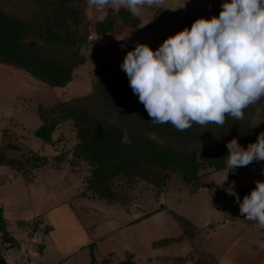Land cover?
Segmentation results:
<instances>
[{
  "label": "trees",
  "instance_id": "trees-1",
  "mask_svg": "<svg viewBox=\"0 0 264 264\" xmlns=\"http://www.w3.org/2000/svg\"><path fill=\"white\" fill-rule=\"evenodd\" d=\"M172 1L165 0V4ZM176 1L183 3V0ZM215 1L184 0V12L164 13V8L153 7L148 29L153 33L159 23L169 21L174 32L179 31L197 18L187 15L186 10L195 11ZM87 9L86 0H0V64L21 70L50 89H56L64 88L72 80L74 69L86 62L85 50L95 49L106 55L108 62L101 68L103 73L91 82L88 93L67 98L58 96L50 106H36L39 123L32 135L41 143L52 144L53 132L62 125L68 126L73 134L68 163L76 164L79 169L85 166L86 170L78 194L121 206L119 189L139 183L149 187L156 201L172 178L178 179L190 194L201 188L219 192L225 183L227 187L242 167L234 171L224 167L225 143L235 137L244 147L264 132V98L244 109L242 119L226 115L223 125L193 123L190 128L178 131L170 123H153L119 67L125 53L133 47L139 17L123 8H109L103 22L93 20L91 30ZM219 9L217 6L214 10L219 12ZM117 24L126 29L127 36L99 47L98 43L111 35ZM125 131L130 140L127 144L121 143ZM63 156L60 152L53 158L59 161ZM47 161L45 155L19 141L12 129L0 131V166H7L31 180L33 171ZM249 165L262 171L264 161ZM217 171H230L223 185L200 181ZM221 193L233 197L224 189ZM236 193L242 198L248 188ZM2 210L0 204V236L7 239V220ZM162 210L169 212L160 203L126 224H136ZM37 217L15 223L21 228L35 229ZM174 219L181 232L151 241V246L165 247L187 240L191 249L184 256L158 257L162 264H184L187 260L192 264H216L217 260L199 242L201 227L180 215ZM108 260L104 258L102 263ZM118 264H132L131 255L127 254Z\"/></svg>",
  "mask_w": 264,
  "mask_h": 264
},
{
  "label": "rangeland",
  "instance_id": "rangeland-1",
  "mask_svg": "<svg viewBox=\"0 0 264 264\" xmlns=\"http://www.w3.org/2000/svg\"><path fill=\"white\" fill-rule=\"evenodd\" d=\"M221 2L216 0L195 11L185 12L189 16L207 18L218 14L214 9L220 7ZM181 4L174 0L164 7L174 8ZM153 7H143L133 42L146 43L155 49L166 36L174 33V28L169 21H163L157 25L155 32H150L148 24L152 21ZM169 8H164L163 12L185 10L183 6ZM98 14L94 9L91 12L87 9L86 17L91 30ZM126 36V29L117 24L113 33L98 46ZM84 52L86 62L74 69L72 80L64 88L50 89L21 70L0 64V131L3 128L12 129L19 141L42 153L48 160L47 164L33 171L31 180L7 166H0V204L9 227H14L16 218L38 216L35 232L31 233V228L28 230L29 236H20L26 241L25 248L27 245L29 248L15 264H103L104 258L109 259L106 264H118L127 254L131 255L132 264H162L158 257L184 256L191 249L187 240L157 248L150 244L151 241L181 232L175 215L188 218L201 227L199 242L216 260L237 239L264 245V229L243 218L233 197L222 195L226 183L222 184L219 192L201 188L197 193L190 194L178 179L172 178L157 201L153 199L149 187L142 183L133 187L124 186L118 191L121 206L108 205L78 194L86 170L85 166L79 169L76 164L68 163L70 148L74 143L69 127H57L52 135V144L41 143L32 132L39 123L37 104L46 107L53 104L58 96L67 98L86 94L90 91L91 82L103 73L101 68L108 62L106 55L95 49ZM60 152L64 154V159L57 161L53 156ZM224 172L210 173L200 181H214L219 185ZM258 180H264L261 169L244 166L233 181L235 191L246 187L249 192ZM160 203L169 212L162 210L136 224H126ZM45 227L49 228L48 232H45ZM40 244L43 251L41 256L37 255L39 250L36 249ZM31 247L34 253L30 252ZM63 251L69 256L65 258ZM184 264L192 262L187 260Z\"/></svg>",
  "mask_w": 264,
  "mask_h": 264
},
{
  "label": "clouds",
  "instance_id": "clouds-1",
  "mask_svg": "<svg viewBox=\"0 0 264 264\" xmlns=\"http://www.w3.org/2000/svg\"><path fill=\"white\" fill-rule=\"evenodd\" d=\"M183 3L169 8L162 7L165 0H86L89 12L99 13L98 22L109 8H123L135 17L144 6L175 9ZM119 67L153 123L183 131L193 123L223 125L226 115L242 119L244 109L264 98V0H222L217 15L195 18L155 49L134 44ZM121 143H130L126 131ZM225 148L224 167L232 171L264 161V132L244 147L233 137ZM254 184L242 198L234 182L224 191L235 198L245 220L264 229V180Z\"/></svg>",
  "mask_w": 264,
  "mask_h": 264
},
{
  "label": "crops",
  "instance_id": "crops-1",
  "mask_svg": "<svg viewBox=\"0 0 264 264\" xmlns=\"http://www.w3.org/2000/svg\"><path fill=\"white\" fill-rule=\"evenodd\" d=\"M2 205V204H1ZM3 208V206H2ZM2 214L5 217L3 210ZM28 219H21L16 218L14 219V227L10 228L9 223L7 222V231L9 238L4 239V237L0 236V264H15L16 261L24 257L25 253H27L29 246L27 245V248H25V239L23 240L21 235H25L24 237L29 236L30 232L34 233L35 229H32V231H28L27 228H21L18 227L15 223L16 220H29ZM49 229L45 232H48ZM44 244V243H43ZM32 248V247H31ZM30 248V249H31ZM37 255L42 254V244H40L39 247L36 248ZM30 252L34 253L35 250L32 248ZM61 253V252H59ZM65 258L66 253L63 251ZM74 253L71 252L70 254ZM63 258V259H65ZM32 264V263H30ZM216 264H264V245L258 244L256 241H246L242 239H237L233 244H231L217 259Z\"/></svg>",
  "mask_w": 264,
  "mask_h": 264
}]
</instances>
